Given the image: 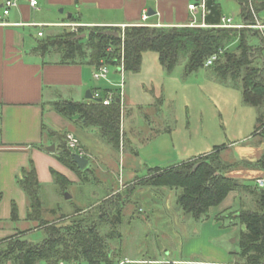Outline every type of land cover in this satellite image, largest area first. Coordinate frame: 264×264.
Returning <instances> with one entry per match:
<instances>
[{"label":"rangeland","instance_id":"obj_1","mask_svg":"<svg viewBox=\"0 0 264 264\" xmlns=\"http://www.w3.org/2000/svg\"><path fill=\"white\" fill-rule=\"evenodd\" d=\"M219 1L224 15L234 16L236 21L240 20L241 5L236 0ZM154 2L149 0L152 7ZM40 7L42 10H34V19H51L62 15L59 9L47 13L42 5ZM68 9L67 7L63 14L67 15ZM83 11L87 12L85 9ZM88 14L97 15L98 18L105 15L119 20L125 18L124 10L118 9L111 12L96 9L89 11ZM153 18L155 16L149 21L155 20ZM139 22L145 23L142 19ZM43 29L45 36L60 30L52 27H41L40 30ZM37 30L38 27H34L33 35L31 34L35 43L42 39L37 36ZM120 30L124 33L125 28L121 26ZM251 41L258 43L254 37ZM236 45L237 43H234L230 48L233 49ZM46 59L58 60L59 54L51 53ZM186 62L187 56L182 55L176 66L168 71L161 65L157 52L147 51L143 54L139 72L123 70L122 75L118 66L109 65L110 80L114 83L123 81V139L120 147L116 149L106 142L100 136L99 129L95 127L84 129L82 121L78 118L72 121L74 127L82 129L77 133L84 135L90 141V146L85 144L84 139H82L84 144L81 143L84 156L89 160L88 170L79 174L70 168L76 180L71 181L66 177L67 181L64 182L63 187L55 183L43 184L42 214L46 221L68 223L75 215L76 208L83 209L82 212L90 216L91 205H97L98 208L106 207L107 212L121 207L124 216L123 222L117 229L120 237L117 236L110 241V247L114 252L122 248L124 253L132 256L144 255L163 259L167 256L165 254L168 249L171 256L182 258L184 241L199 236L201 221L186 214L178 206L176 200L181 189L148 186L143 183L149 168L167 167L190 157L211 152L216 145L222 144H230L231 148L220 152L221 158L228 163H230L228 160L235 162L243 149L264 141L263 135L259 132L252 136L258 118L264 115V106L246 104L242 89L235 87V81L231 78L227 83L222 82L221 75H218L214 65L202 66L188 73ZM90 86L91 90L98 87L118 89L106 81L94 79ZM118 91L120 92L119 89ZM74 98L79 101L90 99L86 98V91L75 95ZM61 132L63 135L67 133V131ZM94 132H98V142L94 138L96 135ZM44 138L51 139L47 141L48 146L54 144L55 138L48 135ZM226 158L228 160H225ZM232 170H228L227 173ZM66 193H69L71 198L67 199ZM248 200H252L250 205L253 207V197L248 196ZM50 209H56V213L51 212ZM88 209L90 210L84 212ZM93 215H96L95 212ZM38 226V222L34 220L30 226L18 229V233L11 237L14 240L40 241L45 236V232ZM31 228H36V231H32ZM109 229L107 225L101 227L104 234ZM244 230L245 225L241 223L231 225L229 218L220 219L218 227L204 231V240L199 244L201 250L187 257L188 260L198 262H183V264H218L219 262L233 264L232 262L237 261V253L230 252L241 249L240 238ZM7 245L9 239L2 246L0 245V251ZM118 256H116L117 263ZM8 261L10 260L4 263ZM38 264H48V262L42 259ZM78 264L90 263L83 260Z\"/></svg>","mask_w":264,"mask_h":264},{"label":"trees","instance_id":"obj_2","mask_svg":"<svg viewBox=\"0 0 264 264\" xmlns=\"http://www.w3.org/2000/svg\"><path fill=\"white\" fill-rule=\"evenodd\" d=\"M236 1L241 5L240 21L246 24H254L255 14L260 15L264 11V0ZM206 6L209 11L204 19L207 26L130 24L125 26L124 33L120 30L121 26H81L79 33L65 28L59 34L43 36L35 51L59 54L61 64L90 65H98L102 60L112 64L121 63L123 51L124 69L133 72L141 70L143 54L147 51L157 52L161 65L168 71L185 55L188 73L205 66L208 58L217 53L218 58L213 65L218 75H221L222 82L227 83L231 78L235 81L234 86L242 89L246 104L264 106L262 31L252 27L218 26L223 16L221 3L218 0H206ZM107 30H116L120 34H108ZM82 34L86 36L80 37ZM253 37L258 43L251 41ZM234 43H237L236 47L230 48ZM109 47L112 49L109 50ZM122 106L121 101L117 100L109 105L75 99H61L52 103L53 109L59 114L69 118L77 116L84 126L99 129L100 136L116 149H119L123 139ZM42 131L44 137L48 135L55 138L53 142H56V149L53 154L60 162L79 174L88 170L87 167L80 169L73 160L74 152L66 142L67 133L63 135L45 121ZM258 132L264 137V115L258 118L254 133ZM38 146L45 148L42 144ZM225 146L216 145L211 152L167 167L149 168L143 183L181 189L176 200L178 206L198 221L206 220L210 208L221 204L233 190H238L242 196L253 197L254 206L241 208L237 216L238 223L245 225L240 238L241 249L237 255L241 262L264 264V186L260 187L256 178L242 180L227 173L243 164L258 165L264 171V154L254 164L244 161L228 163L220 156ZM51 173L54 183L63 187L67 181L66 176L53 168ZM16 181L27 196L26 219L37 221L45 236L37 242L9 238V245L0 251L1 263L12 260L15 264H38L43 259L48 264L81 263L83 260L90 264H118L117 254L111 249L110 241L120 237L117 229L124 216L121 207L107 212L106 207L91 205L90 216L84 214L83 209L76 208L75 215L68 223L50 222L43 218V183L38 178L32 158L16 176ZM94 212L96 215H93ZM11 217L13 220L19 218L15 201L12 203ZM104 225L110 228L105 234L101 231Z\"/></svg>","mask_w":264,"mask_h":264},{"label":"crops","instance_id":"obj_3","mask_svg":"<svg viewBox=\"0 0 264 264\" xmlns=\"http://www.w3.org/2000/svg\"><path fill=\"white\" fill-rule=\"evenodd\" d=\"M153 7L149 0H39L38 8H33L29 0H20L17 7L13 8L7 18L9 23H22L14 25H0V245L11 236L18 233V229L30 226L33 221L27 220V196L16 181V176L32 158L35 162L38 178L43 184L54 183L51 169H55L75 181L74 172L65 164L60 162L47 149L48 139L44 138L42 126L45 121L50 127L58 131L73 132L77 137L84 139L85 144L90 146V141L84 135L77 133L82 129L74 127L72 121L78 117L69 118L59 114L52 107V103L61 99H75V95L91 90L93 82V70L95 65L90 64H61L59 60H48L46 56L35 51L38 43L34 42L31 36L33 28L38 27L37 36L43 27L60 28L52 35L61 33L65 28L62 23H80L85 26H123L140 23L142 13L145 9H153L155 20L147 23L164 26L188 25L192 20V13L189 4L194 0H154ZM219 1V0H218ZM4 0H0V6ZM220 2V1H219ZM45 8L47 13L59 9L62 15L51 19H34V10ZM222 6V5H221ZM67 11L68 14H63ZM40 8V9H39ZM87 12L84 13L83 10ZM101 10L111 12L113 10H124L123 20L112 18V16L99 17L88 14L89 11ZM102 14V13H101ZM264 17V11L260 13ZM102 16V15H101ZM198 16H200L198 14ZM223 16H226L223 14ZM234 18V16H231ZM241 17V16H240ZM198 19H201L198 17ZM240 22V20L238 21ZM33 23H37L34 25ZM44 36L45 31L43 29ZM33 35V34H32ZM49 35V34H48ZM43 37V36H41ZM92 91V90H91ZM87 98V97H86ZM91 100V99H89ZM88 101V100H82ZM79 119V118H78ZM73 126V128H72ZM84 129H88L83 125ZM79 129V130H78ZM70 130V131H69ZM255 131V130H254ZM95 140L98 142V132ZM259 134V133H256ZM253 132L252 136L256 135ZM53 138V137H51ZM51 140V139H50ZM44 145L42 148L38 145ZM54 144L56 142L54 141ZM231 148L227 145L222 149L226 151ZM229 152V151H228ZM264 154V141L243 149L236 161L256 163ZM225 160H228L227 158ZM234 162L233 160H228ZM229 175L242 180L258 179L264 176V171L258 165H242L235 167ZM18 206V219H12V203ZM248 196L241 195L238 190L231 191L224 201L212 206L209 210V217L201 221V232L195 238H187L182 245V258H176L169 254L163 259L181 261L187 263L198 262L188 260L187 257L201 250L199 245L204 240V231L216 228L219 225V216L229 218L231 225H237L239 210L243 207H251ZM248 202V203H247ZM56 213V209H50ZM232 214V215H231ZM224 227V226H223ZM33 229V228H31ZM29 229V230H31ZM36 229V228H35ZM33 229L32 231H36ZM42 230V229H40ZM197 242V243H196ZM124 249H118V264H161V259L149 256H132L124 253ZM238 252V251H231ZM236 262L233 264H249L239 262L236 255ZM225 263V262H219ZM218 263V264H219ZM0 264H5L1 263ZM6 264H15L12 260ZM60 264H78L60 262Z\"/></svg>","mask_w":264,"mask_h":264},{"label":"built area","instance_id":"obj_4","mask_svg":"<svg viewBox=\"0 0 264 264\" xmlns=\"http://www.w3.org/2000/svg\"><path fill=\"white\" fill-rule=\"evenodd\" d=\"M20 0H4V2L2 3V5L0 6V25H14V24H22V23H9L7 21L8 16L10 15V12L13 8L17 7L19 4ZM31 7L33 8H38L39 5V0H29ZM189 9L192 13V20L191 22L188 24L190 26H207V24L205 23L204 19L207 15V13L209 12L206 6V0H197V1H193L192 3L189 4ZM253 9V8H252ZM198 14L201 16V19H198ZM150 15H149V11L147 9H145L142 13V20L145 23H137V24H142V25H156V24H151V23H147V20L149 19ZM256 17V24H246L242 21L238 22L235 21L233 17L231 16H222L221 17V21L220 24L218 26L221 27H237V28H242V27H257L259 28L264 36V17L255 14ZM34 25H37V23H33ZM63 26L65 27H69L71 28V30L73 32L79 33V27L81 26H85L82 25L80 23H72V22H66V23H62ZM37 26L43 27V24H38ZM126 25H123L122 27L125 28ZM38 35L44 36V32L42 30H39ZM112 48L109 47V50H111ZM123 51L121 52V63L118 64H114L116 66L119 67V71L121 72V74L123 75V70L124 69V63H123ZM218 58V54H214L212 55L210 58H208V60L205 63V66L209 67L211 65H213V63L215 62V60ZM112 63L107 62L106 60H102L100 64L95 65L94 70H93V79L96 81H106L109 84L115 85L116 87H118V89L120 90V92L118 91L117 88H111V87H107L105 89H101V88H95L94 90L91 91L92 93V101L95 102H100L103 103L104 105H109L111 104L114 100H117L118 98L120 99L121 103L122 102V96H123V89H122V85H123V81H120L119 83H114L113 81L110 80L109 78V65H111ZM66 142H67V146L69 149H71L72 151H75L74 153H79L84 155V151L82 148V144L81 141L79 139V137H77L73 132H68L66 135ZM258 185L260 187L264 186V176L259 177L258 179H256ZM161 264H181V261H173V260H169V259H163L160 261Z\"/></svg>","mask_w":264,"mask_h":264},{"label":"water","instance_id":"obj_5","mask_svg":"<svg viewBox=\"0 0 264 264\" xmlns=\"http://www.w3.org/2000/svg\"><path fill=\"white\" fill-rule=\"evenodd\" d=\"M153 13H155V11L153 9H149V14H153ZM106 33L114 34L117 36H119V34H120L119 31H116V30H107ZM85 36H86V34L80 35V37H85ZM86 97L90 98V99L92 98L91 90L87 91ZM117 102H120L119 98L117 99ZM47 149L51 152H54L56 149V145L52 144V145L48 146ZM73 160L78 164L80 169H85L87 167V165L89 164V160L84 155L79 154V153H73ZM66 198L67 199L71 198V195L69 193H66Z\"/></svg>","mask_w":264,"mask_h":264}]
</instances>
